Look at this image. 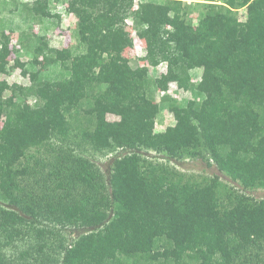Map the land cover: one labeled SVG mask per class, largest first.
Here are the masks:
<instances>
[{
  "label": "trees",
  "instance_id": "obj_1",
  "mask_svg": "<svg viewBox=\"0 0 264 264\" xmlns=\"http://www.w3.org/2000/svg\"><path fill=\"white\" fill-rule=\"evenodd\" d=\"M57 2L77 17L76 45L94 55L87 72L34 31L61 22ZM178 2L0 0V44L16 32V54L31 58L12 69L27 74L44 59L7 100L0 80V264H264V199L137 155L201 160L264 189V0ZM128 19L143 60H165V74L152 78L123 56L134 46L120 29ZM8 54L0 48V59ZM172 83L191 97L171 96ZM164 110L175 123L157 131ZM5 115L15 123L1 128ZM118 150L133 153L136 169L108 182L93 156ZM69 228L87 231L68 242ZM20 241L28 247L14 257Z\"/></svg>",
  "mask_w": 264,
  "mask_h": 264
},
{
  "label": "rangeland",
  "instance_id": "obj_2",
  "mask_svg": "<svg viewBox=\"0 0 264 264\" xmlns=\"http://www.w3.org/2000/svg\"><path fill=\"white\" fill-rule=\"evenodd\" d=\"M25 1H33V0H25ZM213 0H182V2H178V7H183L185 4H193L194 3H210ZM55 11L62 14V20L57 25L56 21H45L41 23L40 21L34 23V31L36 33H43L48 36L50 44L58 50V58L61 59L65 51L70 49L73 53V69L79 70L82 72H87L92 64V59L94 57L93 54H89L85 52L82 48H79L76 45L74 39V31L76 28V24L78 22L77 17L74 15H68L64 13V8L66 5H62L57 2L53 4ZM196 14V13H195ZM121 30L130 32L131 37L134 40V46L132 48H128L124 51L123 56L130 60V64L133 68L143 67L148 70L149 75L152 78H157L161 74H165L167 72L166 61L162 60L160 62L154 61L150 62L148 60H143L146 56V45L143 37L133 30V22L131 19H128L127 22L120 27ZM0 48L8 49L9 54L6 58L0 59V80L2 82V86L5 88V99H9L14 92H16L19 88H23L29 86L32 83V78L35 76V70L41 68L44 63V59L35 60L33 65L30 66L31 69H28L30 73L25 74L22 69H12L14 64L18 61L29 64L31 58L27 55L24 57H19L16 53L20 52V44L18 42V34L16 32L11 33V42L9 44H0ZM109 61L111 63L114 62V59L110 58ZM204 69V63L199 61L196 69L193 71V79L194 81L199 80L202 77V72ZM171 96L176 98L179 101L184 99H188L191 95L187 92L178 90L175 85H170L169 90ZM160 95L157 94V102L160 101ZM74 104L77 103L76 100L73 101ZM116 118L113 116H109V120H115ZM15 123V120H12L9 115H5L2 117L1 128L4 125H12ZM175 123L174 117L167 110H164L157 121V131H163L167 127L172 126ZM137 155L142 159L146 160H154L158 162H166L170 166L179 170L180 172L193 176L194 178L200 179H210L214 176H218L223 185H225L228 189H234L245 195L255 199L260 200L264 199V189H246L240 182L233 181L226 173L220 172L216 166H209L205 162L201 160H191L189 158H185L180 161L170 160L169 162L163 158V156L156 154L155 152H146L142 151L137 153ZM133 153H126L118 151L109 152L107 154L94 155L93 159L100 167L101 171L105 175V178L108 182H111L113 176L117 173V171L123 169L124 167H130V172L135 171L136 164L132 162L129 157H132ZM117 170V171H116ZM142 229L148 230L150 229V222L148 220L141 221ZM87 231V228L82 229H74L69 228L66 231H63L64 236L68 242H71L73 239L78 238L81 234ZM28 247L27 243L24 241H20L16 243V247L9 251V254L12 256H18L20 252L26 250Z\"/></svg>",
  "mask_w": 264,
  "mask_h": 264
},
{
  "label": "crops",
  "instance_id": "obj_3",
  "mask_svg": "<svg viewBox=\"0 0 264 264\" xmlns=\"http://www.w3.org/2000/svg\"><path fill=\"white\" fill-rule=\"evenodd\" d=\"M235 10L238 11L239 14V19L241 21H246V16H245V7L244 6H236ZM167 68V65H166ZM173 85H175V83H172ZM176 86V85H175Z\"/></svg>",
  "mask_w": 264,
  "mask_h": 264
},
{
  "label": "built area",
  "instance_id": "obj_4",
  "mask_svg": "<svg viewBox=\"0 0 264 264\" xmlns=\"http://www.w3.org/2000/svg\"><path fill=\"white\" fill-rule=\"evenodd\" d=\"M137 8H138V6L135 5L134 8L132 9V11L134 12Z\"/></svg>",
  "mask_w": 264,
  "mask_h": 264
}]
</instances>
